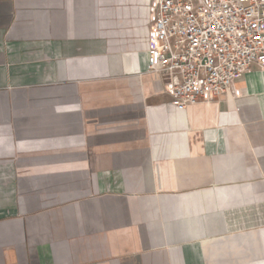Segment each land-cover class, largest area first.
I'll return each mask as SVG.
<instances>
[{"label":"crops","instance_id":"1","mask_svg":"<svg viewBox=\"0 0 264 264\" xmlns=\"http://www.w3.org/2000/svg\"><path fill=\"white\" fill-rule=\"evenodd\" d=\"M147 3L0 0V264H264V68L176 109Z\"/></svg>","mask_w":264,"mask_h":264},{"label":"built area","instance_id":"2","mask_svg":"<svg viewBox=\"0 0 264 264\" xmlns=\"http://www.w3.org/2000/svg\"><path fill=\"white\" fill-rule=\"evenodd\" d=\"M146 69L178 110L235 91L264 68V0H148Z\"/></svg>","mask_w":264,"mask_h":264},{"label":"rangeland","instance_id":"3","mask_svg":"<svg viewBox=\"0 0 264 264\" xmlns=\"http://www.w3.org/2000/svg\"><path fill=\"white\" fill-rule=\"evenodd\" d=\"M145 19L146 17L141 11L136 13L133 18L130 17L129 21L112 24L113 29H109L111 30L109 33L112 36L111 39H120L125 42V40H129L132 37L135 38V42L142 40L145 32Z\"/></svg>","mask_w":264,"mask_h":264}]
</instances>
